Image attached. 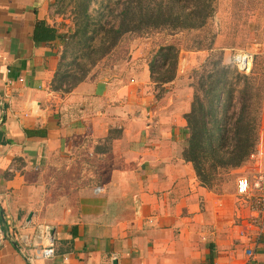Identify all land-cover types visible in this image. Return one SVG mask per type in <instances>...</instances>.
<instances>
[{"label": "crops", "instance_id": "0c3cea01", "mask_svg": "<svg viewBox=\"0 0 264 264\" xmlns=\"http://www.w3.org/2000/svg\"><path fill=\"white\" fill-rule=\"evenodd\" d=\"M62 1L0 0V264H264V229L247 230L244 251L249 206L203 187L182 157L187 71L206 52L181 49L160 92L149 63L165 44L126 34L54 90L73 25ZM39 22L52 39L36 37ZM46 232L54 256L30 262L17 234Z\"/></svg>", "mask_w": 264, "mask_h": 264}, {"label": "trees", "instance_id": "16d2710c", "mask_svg": "<svg viewBox=\"0 0 264 264\" xmlns=\"http://www.w3.org/2000/svg\"><path fill=\"white\" fill-rule=\"evenodd\" d=\"M97 7L91 13L90 4ZM217 0H75L72 28L63 34L60 63L52 89L70 91L126 34H175L199 31L214 16ZM37 38L54 33L39 22ZM186 50L206 49L210 55L188 76L191 104L184 114L186 127L182 157L192 164L200 184L216 192L232 170L242 166L259 142L264 83L255 62L248 74L223 60V52L195 37ZM175 44L160 46L149 63L151 79L162 84L176 77L179 52ZM159 60V63H158ZM160 68H164L163 71Z\"/></svg>", "mask_w": 264, "mask_h": 264}, {"label": "rangeland", "instance_id": "374dc122", "mask_svg": "<svg viewBox=\"0 0 264 264\" xmlns=\"http://www.w3.org/2000/svg\"><path fill=\"white\" fill-rule=\"evenodd\" d=\"M62 2L67 5L66 7L70 6V2L72 7L75 6V0H63ZM216 3L217 8L214 16L210 18L205 27L199 31H182L175 34L152 32L149 35H153L154 38L152 39L155 40L160 38V42L165 45L175 44L183 50V55L186 53L190 54L189 51H205L206 55L203 61H205L210 55L208 50H186L184 48L194 45L195 37L197 35L199 36V39L204 40L205 43H207L208 38L214 37V46L217 47L214 52H217L220 47L223 55L225 51L230 53L231 60L227 64H231L233 67H236L233 62V56L235 53L238 51H246L250 53L252 55L250 68L247 72L242 73L248 74L255 62L258 76L261 77V80L264 83V0H217ZM90 7L91 13H93L97 4L92 1ZM194 56H197V54H194ZM194 59L196 58L194 57ZM200 63L191 65L193 67L187 71V75L189 76L191 70L199 66ZM236 69L238 68L236 67ZM160 70L163 71L164 68H160ZM261 135L264 145V103L261 114L259 141ZM241 174H246L248 176L254 174V166L251 161H246L236 170H232L231 174L225 177L223 183L220 185V189L217 190L216 193L224 194L225 196L232 194L236 201L237 199L238 201H241L240 197L235 193V181L237 176Z\"/></svg>", "mask_w": 264, "mask_h": 264}, {"label": "built area", "instance_id": "2783aa9c", "mask_svg": "<svg viewBox=\"0 0 264 264\" xmlns=\"http://www.w3.org/2000/svg\"><path fill=\"white\" fill-rule=\"evenodd\" d=\"M248 61L249 64L247 65ZM233 62L239 71L247 72L252 62V55L246 51H238L233 56ZM250 161L254 166V174L249 176L246 174L238 175L235 181V192L237 196L240 197L242 203L249 206V210L252 213L245 223L247 228H243L240 231V235L246 237L244 251L248 258L254 255V242H256L257 237L253 241L252 235L247 234V230L253 228L256 233L255 235L258 236L264 229V145L262 135L255 151L247 158V162ZM44 235L43 241H40V238L34 233L17 234V238L21 243V252L25 256H28L30 262H33L37 258H50L54 256L55 247L53 239L48 232ZM2 240L3 234L0 229V243ZM29 250H33L32 255L29 254Z\"/></svg>", "mask_w": 264, "mask_h": 264}, {"label": "bare ground", "instance_id": "6f19581e", "mask_svg": "<svg viewBox=\"0 0 264 264\" xmlns=\"http://www.w3.org/2000/svg\"><path fill=\"white\" fill-rule=\"evenodd\" d=\"M249 64V61H248V63H247V65Z\"/></svg>", "mask_w": 264, "mask_h": 264}, {"label": "water", "instance_id": "95a60500", "mask_svg": "<svg viewBox=\"0 0 264 264\" xmlns=\"http://www.w3.org/2000/svg\"><path fill=\"white\" fill-rule=\"evenodd\" d=\"M245 63V62H244Z\"/></svg>", "mask_w": 264, "mask_h": 264}]
</instances>
